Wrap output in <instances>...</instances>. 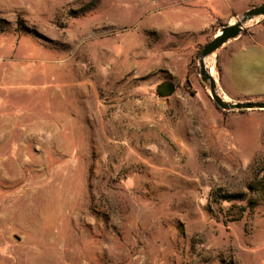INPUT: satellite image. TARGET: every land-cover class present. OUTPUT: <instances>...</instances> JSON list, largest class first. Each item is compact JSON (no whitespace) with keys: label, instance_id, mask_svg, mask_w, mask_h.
Wrapping results in <instances>:
<instances>
[{"label":"rangeland","instance_id":"obj_1","mask_svg":"<svg viewBox=\"0 0 264 264\" xmlns=\"http://www.w3.org/2000/svg\"><path fill=\"white\" fill-rule=\"evenodd\" d=\"M262 3L0 0V264H264V111L198 63Z\"/></svg>","mask_w":264,"mask_h":264},{"label":"crops","instance_id":"obj_2","mask_svg":"<svg viewBox=\"0 0 264 264\" xmlns=\"http://www.w3.org/2000/svg\"><path fill=\"white\" fill-rule=\"evenodd\" d=\"M219 65L220 91L224 99L264 101L263 20L224 46L219 54Z\"/></svg>","mask_w":264,"mask_h":264},{"label":"water","instance_id":"obj_3","mask_svg":"<svg viewBox=\"0 0 264 264\" xmlns=\"http://www.w3.org/2000/svg\"><path fill=\"white\" fill-rule=\"evenodd\" d=\"M258 18H264V3L252 7L246 10L240 18L228 26L222 27L218 34H215L214 38L208 42L200 51L198 57L199 63V75L201 82L208 84L211 98L214 105L222 111H264V101H246V102H231L224 99V96L218 92L215 80L212 78L206 70L205 59L209 58L216 51H218L227 42L236 39L243 27ZM163 88L164 94L159 90ZM173 92V86L171 84H161L157 86V94L160 97H167Z\"/></svg>","mask_w":264,"mask_h":264},{"label":"trees","instance_id":"obj_4","mask_svg":"<svg viewBox=\"0 0 264 264\" xmlns=\"http://www.w3.org/2000/svg\"><path fill=\"white\" fill-rule=\"evenodd\" d=\"M202 49V48H201ZM201 51V50H200ZM174 89V88H173ZM216 107V106H215ZM217 108V107H216ZM218 110H220L219 108H217ZM222 111V110H221ZM242 112H245V111H241ZM228 198H225L224 200H227Z\"/></svg>","mask_w":264,"mask_h":264},{"label":"flooded vegetation","instance_id":"obj_5","mask_svg":"<svg viewBox=\"0 0 264 264\" xmlns=\"http://www.w3.org/2000/svg\"><path fill=\"white\" fill-rule=\"evenodd\" d=\"M159 91H160L161 93H163V94H164V90H163V88H161Z\"/></svg>","mask_w":264,"mask_h":264}]
</instances>
